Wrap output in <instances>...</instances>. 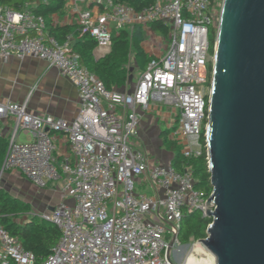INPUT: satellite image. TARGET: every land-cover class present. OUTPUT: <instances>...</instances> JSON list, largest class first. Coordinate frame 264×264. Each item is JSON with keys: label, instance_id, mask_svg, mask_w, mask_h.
<instances>
[{"label": "built area", "instance_id": "1", "mask_svg": "<svg viewBox=\"0 0 264 264\" xmlns=\"http://www.w3.org/2000/svg\"><path fill=\"white\" fill-rule=\"evenodd\" d=\"M65 3L66 22L93 38L99 50L109 51L121 30L140 27L159 52L129 90L108 91L80 64L75 39L61 44L33 11L0 6V62L44 61L79 98L78 113L68 121L32 114L26 102L0 97V119L13 124L1 170L17 171L37 189L60 196L38 214L60 231L41 264H178V240L170 260L166 254L183 216L209 218L214 208L195 189L191 171L157 160L140 132L144 118L155 117L184 158L201 154L223 0H154L139 11L114 0ZM154 23L165 34L153 31ZM20 135L30 139L21 141ZM147 187L150 194L141 192ZM0 264H36L1 220Z\"/></svg>", "mask_w": 264, "mask_h": 264}, {"label": "water", "instance_id": "2", "mask_svg": "<svg viewBox=\"0 0 264 264\" xmlns=\"http://www.w3.org/2000/svg\"><path fill=\"white\" fill-rule=\"evenodd\" d=\"M207 114L215 262L191 264H264V0H223Z\"/></svg>", "mask_w": 264, "mask_h": 264}, {"label": "trees", "instance_id": "3", "mask_svg": "<svg viewBox=\"0 0 264 264\" xmlns=\"http://www.w3.org/2000/svg\"><path fill=\"white\" fill-rule=\"evenodd\" d=\"M122 4L132 6L139 11L150 7L154 0H114ZM0 6L16 12L26 9L33 11L37 16L45 20L47 32L58 40L66 42L69 38L75 39L74 53L78 55L80 64L89 72L101 80L108 91L123 90L131 79L132 72L128 68L131 54L135 67L139 72L145 69L150 61L141 46L145 40L144 32L140 27L126 28L112 39V45L108 54L99 60H95L93 52L97 43L88 34H82L78 26L59 25L53 23V18L65 15V0H0ZM157 34H165L166 30L159 23L151 25ZM215 33L212 32L211 48L214 44ZM163 146L171 154V162L178 172L189 169L194 180L196 190L202 192L208 199L212 194L208 154L204 135L201 136L202 150L197 157L189 159L180 154V148L166 140L165 134H161ZM7 148V139L0 136V168L3 163ZM30 206L18 198L0 193V220L3 227L11 236L21 241L26 252L34 255L36 264H41L52 252L59 236V229L50 223L42 222L34 216L28 215ZM27 216V217H26ZM26 217L23 223L18 219ZM210 218H202L197 212L185 213L181 222L177 240L180 245L189 242H199L207 237V229L211 224Z\"/></svg>", "mask_w": 264, "mask_h": 264}, {"label": "crops", "instance_id": "4", "mask_svg": "<svg viewBox=\"0 0 264 264\" xmlns=\"http://www.w3.org/2000/svg\"><path fill=\"white\" fill-rule=\"evenodd\" d=\"M67 9L63 17L55 16L53 18L54 24L71 25L69 22H66L68 16ZM148 41L145 37V40L141 43L144 53L148 57L157 55L159 52L158 48L151 47ZM109 51L99 50L96 47L93 52L95 60L101 59ZM135 81L131 78L126 87L120 91L129 90L131 83ZM0 97L16 103L26 102L27 109L32 114H46L68 121L75 118L79 108L78 94L73 85L67 79L60 76L55 68L49 67L46 62L32 58L22 61L10 58L6 63L0 62ZM12 126V121L9 120L5 123L0 119V136L8 139ZM159 130L161 131V128H159V124H156L155 117L147 116L144 118L140 133L146 146L153 145L152 138L156 135L161 147L165 149L161 138L163 132ZM29 139V137L24 135H20L19 137L21 141ZM168 154L169 156L164 152L154 149L155 158L161 162L171 160L172 156L170 153ZM13 172L20 178L27 180L19 172ZM56 196H59L58 193ZM68 202L71 203V201ZM51 208V205H47L45 209L50 210Z\"/></svg>", "mask_w": 264, "mask_h": 264}, {"label": "rangeland", "instance_id": "5", "mask_svg": "<svg viewBox=\"0 0 264 264\" xmlns=\"http://www.w3.org/2000/svg\"><path fill=\"white\" fill-rule=\"evenodd\" d=\"M211 39H212V35H211ZM128 68L132 72L131 75L132 80L134 81L137 80L140 72L135 67L132 54L130 57ZM210 84H211V79L209 80V86ZM207 86L208 84L204 86L206 91H207ZM159 128L163 129V125L160 123H159ZM152 142L153 145H147L146 147L153 155H154V149H157L160 152H164L169 156L168 152L161 147L160 141L156 137V135L154 136V138H152ZM141 192L145 194H150L148 187L145 191L142 190ZM0 193L7 194L14 198H18L23 202L27 203L30 206V212L28 215L35 216V218L37 219H38V214H41L44 211H46L45 208L47 205L53 206L57 204V202L60 200V196H58L59 198L56 196L57 192L49 191L47 189L39 190L33 184L29 183L27 180L20 178L15 172L2 171L1 168H0ZM26 217H22L18 219V223L20 224L23 223ZM197 247L202 249L205 254L209 253V251L200 242H195L191 240L189 244L181 245V247L174 249L176 262L178 264H182L185 257L188 254H191L193 249ZM202 259H204V257Z\"/></svg>", "mask_w": 264, "mask_h": 264}, {"label": "bare ground", "instance_id": "6", "mask_svg": "<svg viewBox=\"0 0 264 264\" xmlns=\"http://www.w3.org/2000/svg\"><path fill=\"white\" fill-rule=\"evenodd\" d=\"M189 253H191V252H189ZM203 257H204V259H209V260L215 262L214 257L211 254H209V253L205 254L202 249H200V248L197 247V248L193 249V251H192L191 254H188L185 257V259H184V261H183L182 264H191L195 260L202 259Z\"/></svg>", "mask_w": 264, "mask_h": 264}]
</instances>
